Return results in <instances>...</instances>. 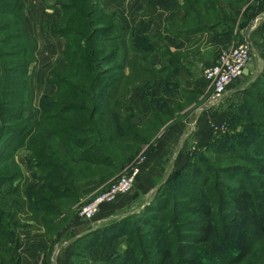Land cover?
I'll return each instance as SVG.
<instances>
[{"label":"trees","instance_id":"16d2710c","mask_svg":"<svg viewBox=\"0 0 264 264\" xmlns=\"http://www.w3.org/2000/svg\"><path fill=\"white\" fill-rule=\"evenodd\" d=\"M97 1L52 0L51 6L60 10V16L51 31L64 39V45L61 62L54 63L48 70L47 82L55 89L51 94L40 95L38 107L34 108L30 67L36 62L38 43L24 19L25 0H0V182H13L16 178L15 171L8 167L15 165L12 154L17 146H22L33 177L41 182L26 195L17 186L5 192L0 189V264H18L17 229L22 223L19 212L23 213L26 223L31 221L42 229L49 242L45 254H49L55 244L54 235L60 225L72 217L83 186L90 181L108 182L135 156L138 145L147 143L140 127L123 111L126 105L123 97L130 83L128 76L136 74L137 70L145 72V66H141L139 59L131 71L124 74V57L116 61L121 49L116 40L122 39L117 14L101 8ZM214 1L208 2L209 22L198 21L197 28L212 26ZM141 49L144 53L143 46ZM134 50L137 51L135 47ZM101 64L110 65L113 71L110 79L102 80L104 76L98 73ZM116 70L118 74H114ZM261 77L260 74L256 79ZM250 87L249 96L233 110L225 124L228 130L232 125L244 123L254 134L229 136L232 132L228 130L215 139L222 144L218 147L220 150L214 151V158L189 156L179 169L167 171L161 181L166 182L171 177L175 178V184L185 188L194 185L195 195L186 194L184 198L195 203V208L187 205L178 210L174 202L169 208L165 207L172 199L170 191L164 195L162 203L159 197H153L148 208L145 207L141 225H147L146 220L152 217L157 223L128 231L124 254L106 263L70 259L68 264H139L147 250L153 254L154 264H168L174 256V248L172 242L165 240L171 233L176 236L171 232L172 222L174 227H179L178 234L183 239L193 244L205 243L221 255V262L195 259L174 264H264V205L258 197L264 192V93L252 94L253 89L260 90L257 82ZM32 109L33 119L28 117ZM162 115H166L165 112L151 114L142 128L163 124ZM5 131L8 134H4ZM240 161L247 163L249 176L223 174L229 183L216 182L215 175L219 173L241 170ZM173 190L184 192L175 186ZM215 205H224L233 219L236 214L243 216L250 230L238 240L233 254L216 246V237L220 233L232 236V227L226 224L223 230L218 224ZM164 207L167 209L157 218L154 210ZM189 214L194 218H189ZM120 221L103 223L81 238L86 242L97 231L121 230Z\"/></svg>","mask_w":264,"mask_h":264},{"label":"rangeland","instance_id":"374dc122","mask_svg":"<svg viewBox=\"0 0 264 264\" xmlns=\"http://www.w3.org/2000/svg\"><path fill=\"white\" fill-rule=\"evenodd\" d=\"M150 1L154 4H162L163 1L168 0ZM222 1L225 3L224 6L221 5V2L219 4L218 0L214 1L215 9L211 12L212 18L210 22L212 26L210 28H212V31L215 33L236 34L237 32L238 36L235 38L236 41L220 46L218 50L222 47L244 41H249L250 44V41L252 42L255 39L256 42H258V44L255 43V46L257 45L260 48L258 52L259 61L257 63L259 66L256 67L254 69L255 71L250 75L243 77V74L242 77L235 79L232 83L234 89L232 91H227L220 99H215L212 86L208 85L203 78V69L205 66L200 67V69L191 68L190 71L193 73L182 71L179 68L171 69L162 66V64H166V66L167 64H176L177 62L175 61L190 54H187L188 52L186 49H184L185 51L172 50L169 41H167L168 34L171 33V31L166 28L163 34L157 33L161 32L159 29L160 26L153 24L151 18L145 17L147 27L143 33H139L142 38L140 36L138 38L136 37L134 43L136 42V44H139V38H141L140 45L143 46L145 52L143 51L144 53L142 54H138V51L136 52L137 55H139V63L142 67L145 66L146 71L137 70L136 74L128 76L130 83H127V93L126 96L123 97V101H126L123 111L129 114L131 120L140 127V133L145 140H147V143L138 145L139 151L135 153V156L120 167L117 174L108 182L90 181L83 186L80 192L79 202L74 207L72 217L69 222L67 221V223L60 225L58 232L54 235L55 244L53 249L49 254H44L42 257V264H58V259L60 257L59 253L61 252V248L63 249V246L68 247V254L63 264H68L70 259L77 262L80 260H87V263H91V261L106 263L124 254L128 238L126 233L128 231L139 226L148 228L152 223H157V219H153L152 217L146 220V222H148L147 225H141L144 224L141 221V219H143L142 214L145 209L148 208L149 201L153 197H159L161 200L159 203H162V198L170 191L172 192V199L170 202H166L167 205L165 207L168 206L167 208H169L172 202H174V205L178 206V210H182L183 207L187 205L191 209L195 208V203H191L188 197L184 198L186 194H188L189 197L195 195V186L191 185L185 188V186H180L178 183L175 184V178L171 179L170 176H168L170 177L168 181L162 183L161 181L167 171L179 169L189 156L195 154V156H201L202 158H214L216 156L214 151L220 150L218 147L222 144L218 141L215 142V139L217 140V137L225 134L228 130L230 133L232 132V135L230 134L229 136H238L236 135L237 133L239 135L248 133L254 134L244 127L246 125L244 123H240L241 125L237 126L232 125L228 130L225 123L228 117H231L233 112L240 107L249 96L248 92L251 90V84L257 82L258 88H260L259 91L257 88L253 89L252 94H258V92L264 93V19L260 20L257 24V26H261L258 37L248 36L244 33L245 29L250 27L253 19L260 14L258 12V7L259 4L264 5V0ZM97 2L98 6L101 8L111 11V9L108 8L109 4L105 5L104 0H98ZM227 3L228 5H226ZM25 4L27 7L25 9L24 18L28 23L29 30L32 34L37 35L35 37L39 42H37L39 45L35 53L36 62L30 67L33 87V106L37 108L38 96L46 91V85L49 84L47 78L49 76L48 69L53 65L51 63H54L55 60L57 63L61 62V59H59L60 42L54 37L51 31L53 24L60 16V10L57 7L51 6L52 0H25ZM261 14H264V11H262ZM116 18V22L119 24L118 32H120L122 36V39L116 40V43L121 45V49L118 51V58L116 59V61H120L121 58L125 57V53L123 52L124 49L127 52H129V49L134 52V47H131V37H129V34L127 35L128 32H123L126 26L121 16L117 14ZM153 19L155 20V18H152V20ZM199 41L202 44L201 39ZM147 49H149L148 52H146ZM218 50L215 53L214 47L204 48L202 61L199 56H196L192 61H189V63L184 62L179 64H209L214 61V53L216 55ZM159 53H162L161 57H159ZM163 53L166 54L163 55ZM157 57H159V59L161 58L160 61ZM157 64H160V66L157 67ZM133 65L134 64H124L123 72L125 75L131 71ZM100 68L98 73H102L104 76L102 80H105V78L110 79L113 74V71H110V65L101 64ZM107 69L108 72L106 73ZM118 73V70L114 71V74ZM170 73H173L175 78H173ZM258 74H261L263 77L256 79L259 76ZM190 79L192 81H190ZM47 91H49V89H47ZM262 103L264 104V100H262ZM158 111L165 112L166 114L162 115V117L160 116L163 124L157 125L156 128H150L148 125L143 129V123L149 119L151 114ZM28 117L32 119L35 118L33 109L28 112ZM231 128H233V131H231ZM4 134H8L7 131H5ZM166 139L171 141L172 146L169 152L165 154L166 161L161 166L162 173L157 180H149L148 182V177L151 175V172L148 168H144L145 159L154 150H157L160 143ZM233 139H235V137H233ZM221 142H224V140ZM151 147L152 149H150ZM12 155L15 159V165L8 167V169L15 171L16 178L13 182H0V189L5 192L12 186H17L19 190L22 191V194H29V191L41 185V182L33 177V169L31 171L28 167L26 152L23 150L22 146H17ZM239 164L241 170L229 171L227 173L222 172V174L219 173L217 176L215 175L216 182H221L222 184L229 183V181L223 177V174L236 177L249 176L250 172H248L249 167H247V163L240 161ZM135 168L137 169L135 182H133L135 184L132 185L130 190L116 195L111 201L104 202L95 215L104 206H108L112 209L113 206H119L121 203L128 204L131 202L129 200H135L134 204L120 206L110 217L108 216L101 220L97 219L98 221L95 220V215L90 219H84L80 216L81 208L94 196L102 192L108 184L115 181L119 176L126 175ZM246 172L248 173L246 174ZM208 174H210L209 171ZM213 180L214 178L212 175L211 182H213ZM174 186L178 190L184 192L180 194L179 191H174ZM258 197L260 198L259 201L264 205V192L260 193ZM165 207L154 210L153 214L156 212L158 218L164 212V209H167ZM20 209L21 211L23 210L22 206H20ZM109 210L110 209H108V211ZM214 211L217 222L223 230L226 224L232 227V236H229V234L227 236L226 233H220L219 237H216L215 240L216 246L233 254L235 250H237L238 240L242 235L250 231L245 226V218L236 214V218L233 219L230 213H226V207L224 205L218 207L215 205ZM18 216L20 218L19 221L22 223L19 224L20 226L17 229V234L39 227L31 221L26 223L22 212H19ZM123 217L124 221H122ZM188 217L194 218V215L189 214ZM110 220H121L120 224L123 229L97 231L92 236L88 237L86 242L81 238L87 231L97 226H102L103 223L110 222ZM171 226V232H175L176 236L171 233L165 240V242H172L174 248V256L168 264H174L176 261L180 260L183 262H192V260L195 259L199 261L221 262V255L212 247L205 245V243L200 245L193 244L187 239H183L181 235L178 234L179 227H174L175 225L173 222ZM172 235L174 237H171ZM169 238H172V240ZM158 240L159 238L157 241ZM229 242H232V244H229ZM146 252L147 253L140 258L139 264H154L153 260H151L153 254L150 253L149 250ZM70 254L73 255L70 257ZM60 263L59 261V264ZM118 264L125 263L121 262Z\"/></svg>","mask_w":264,"mask_h":264},{"label":"crops","instance_id":"0c3cea01","mask_svg":"<svg viewBox=\"0 0 264 264\" xmlns=\"http://www.w3.org/2000/svg\"><path fill=\"white\" fill-rule=\"evenodd\" d=\"M208 2L209 0H168V1H163V3L165 4L163 3L154 4L150 0H106V1L104 0L105 5L109 4L108 8L111 9V11L121 16L126 26L123 32L124 31L128 32L127 35L129 34V37H131V47L133 48L134 46L138 51V54L142 53L141 45L136 44V42L134 43V40L136 37L138 38L140 36L139 33H143L145 31V28L147 27V22L145 17L151 18V22L153 24H155L156 26L157 25L160 26L159 29L161 32H157V33L163 34V32L166 31V28H168V30L171 31V33H169L168 38L167 37L166 38L167 41H169L170 47H172L171 49L181 50V51H185L184 49H186V51L188 52L187 54L190 55L183 56L180 60L175 61L177 62L176 64H167V66L166 64H162V66L171 69L179 68L182 71L184 70L190 73H193L190 71L191 68L200 69V67L207 66L208 64H179V63H184V62L189 63V61H192L196 56H199V58L202 61L204 48L214 47V52L216 53V51L220 46L236 41L235 38L238 36L237 32L236 34L215 33L212 31V28H210L209 25L199 28L196 27V22L198 21L209 22L210 18H208L209 17ZM218 2L219 4L221 2V5L223 6L225 5V3L222 0H218ZM226 5H228V3ZM26 7L27 6L25 4V9ZM258 10L260 14H258L257 17L253 19L250 27L248 29H245L244 32L245 35L258 37L261 30V26H257V24L260 20L264 19V14H261V12L264 11V5L259 4ZM24 15H25V10H24ZM152 18H155V20L154 19L152 20ZM26 25L28 28L27 21H26ZM28 31L34 37L37 36L35 34H32L29 28ZM54 37L60 42V45L59 44L58 45L60 48L59 59H61V52L64 45V39L62 37H57L55 35ZM200 39L202 44L199 41ZM255 43L258 44V42H256L255 39L252 42L250 41L251 52H252L251 57L253 59V68L249 69L248 73L244 74L243 77L246 75H250L253 71H255L254 69L259 66V64L257 63L259 61L258 52L260 48L257 45L255 46ZM128 51L129 52L127 51L124 52L125 57L123 60V64H136L137 60L139 59V55H137V52L135 50L134 52L131 51L130 49ZM215 53H214V58L216 56ZM165 54L166 53H163V55ZM161 55L162 53H159V57H161ZM159 57H157V59L160 61L161 58L159 59ZM55 61L54 63L57 62ZM156 66L158 67L160 66V64H157ZM170 74L172 75L173 78H175L173 73ZM190 81L192 80L190 79ZM47 89H49V91H47ZM54 89L55 86L53 84H47L46 91L44 93L39 94L38 99L42 94H51L54 91ZM233 89L234 88L232 87L231 84L230 90L232 91ZM171 146H172L171 141L166 139L160 143L159 147H157V150H154L145 159L144 168H148V170L151 172V175L148 177V182L149 180H157L160 177L162 173L161 166L166 161L165 154L169 152ZM134 184L135 183H133V185ZM129 201L128 204L121 203L119 206H113L112 209L109 208L108 206H104L96 214L97 216L95 215L96 218L95 220L98 221L103 218H107L108 216L110 217V215L120 206L134 204L135 202V200H129ZM108 209L110 210L108 211ZM17 235L20 240V246L18 249V253H19L18 264H42V257L48 251L49 248V242L43 236L42 229L40 227H37L35 229ZM67 254H68V247L63 246V249L61 248V252L59 253L60 257L58 259V264L59 261L61 262L60 264L64 263V259L66 258Z\"/></svg>","mask_w":264,"mask_h":264},{"label":"built area","instance_id":"2783aa9c","mask_svg":"<svg viewBox=\"0 0 264 264\" xmlns=\"http://www.w3.org/2000/svg\"><path fill=\"white\" fill-rule=\"evenodd\" d=\"M251 49L249 41L222 47L218 50L213 62L203 69V78L212 86L215 99H220L230 90L233 81L243 75L249 59ZM137 169H132L128 174L119 176L108 184L102 192L94 196L80 210V216L84 219L92 218L100 206L111 201L116 195L130 190L135 180Z\"/></svg>","mask_w":264,"mask_h":264},{"label":"water","instance_id":"95a60500","mask_svg":"<svg viewBox=\"0 0 264 264\" xmlns=\"http://www.w3.org/2000/svg\"><path fill=\"white\" fill-rule=\"evenodd\" d=\"M251 68H253V59H252V57L249 59L246 68L243 70V74H247L248 70L251 69Z\"/></svg>","mask_w":264,"mask_h":264}]
</instances>
